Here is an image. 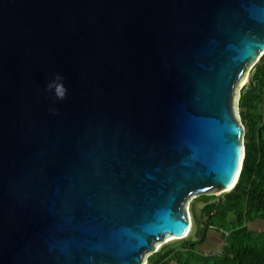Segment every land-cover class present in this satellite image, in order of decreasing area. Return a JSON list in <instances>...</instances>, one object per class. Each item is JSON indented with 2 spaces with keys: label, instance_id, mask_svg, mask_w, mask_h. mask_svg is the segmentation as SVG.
<instances>
[{
  "label": "water",
  "instance_id": "95a60500",
  "mask_svg": "<svg viewBox=\"0 0 264 264\" xmlns=\"http://www.w3.org/2000/svg\"><path fill=\"white\" fill-rule=\"evenodd\" d=\"M263 55L264 0H0V264H147L187 238L192 202L237 183Z\"/></svg>",
  "mask_w": 264,
  "mask_h": 264
},
{
  "label": "trees",
  "instance_id": "16d2710c",
  "mask_svg": "<svg viewBox=\"0 0 264 264\" xmlns=\"http://www.w3.org/2000/svg\"><path fill=\"white\" fill-rule=\"evenodd\" d=\"M238 108L246 127V154L236 185L199 213L196 201L200 197L195 199L189 236L164 244L148 257L147 264H264V232L250 228L251 223L264 221V55L251 70L249 84L240 90ZM210 229L226 242L219 256H205L198 250Z\"/></svg>",
  "mask_w": 264,
  "mask_h": 264
},
{
  "label": "rangeland",
  "instance_id": "374dc122",
  "mask_svg": "<svg viewBox=\"0 0 264 264\" xmlns=\"http://www.w3.org/2000/svg\"><path fill=\"white\" fill-rule=\"evenodd\" d=\"M250 76H251V73L249 75V81H250ZM246 85H244L243 87H246L249 82H246L244 83ZM215 197L216 196H202L199 198V200L196 201V209L199 213L200 210H202V208L207 204V203H212L214 204L215 203ZM232 218V216H230ZM250 228L251 230L253 231H256V232H264V221H258L254 224H250ZM193 229V227H192ZM207 239L202 243L201 246L198 247V250L199 252H203L202 254L204 255H207L209 253H211L212 251L216 252V249L220 246V243H221V238H220V235L218 232H216L215 230L213 229H210L208 231V234H207ZM193 239H196V237L194 236ZM169 244H172L174 243V240L171 241V242H167ZM165 243V244H167ZM160 249V247H159ZM157 249V250H159ZM171 264H175V263H171Z\"/></svg>",
  "mask_w": 264,
  "mask_h": 264
},
{
  "label": "clouds",
  "instance_id": "9594fccd",
  "mask_svg": "<svg viewBox=\"0 0 264 264\" xmlns=\"http://www.w3.org/2000/svg\"><path fill=\"white\" fill-rule=\"evenodd\" d=\"M63 80H64V77L61 74L55 73L53 75V78L50 79L45 85L44 91L50 92L56 99L63 100L66 97L67 92H68V89L64 85ZM50 111L55 113L56 110L52 108L50 109Z\"/></svg>",
  "mask_w": 264,
  "mask_h": 264
},
{
  "label": "built area",
  "instance_id": "2783aa9c",
  "mask_svg": "<svg viewBox=\"0 0 264 264\" xmlns=\"http://www.w3.org/2000/svg\"><path fill=\"white\" fill-rule=\"evenodd\" d=\"M224 236H227V233H225ZM223 246H226V242H225V240L221 239L220 246L216 249V252H214L215 251L214 250V251H212L211 253H209V254H207L205 256H219V255H221V248Z\"/></svg>",
  "mask_w": 264,
  "mask_h": 264
},
{
  "label": "snow or ice",
  "instance_id": "6c2138e0",
  "mask_svg": "<svg viewBox=\"0 0 264 264\" xmlns=\"http://www.w3.org/2000/svg\"><path fill=\"white\" fill-rule=\"evenodd\" d=\"M238 177H239V168H237L236 171H235V174H234L233 179L231 181L230 187L234 186L235 181H236V179H238ZM230 187L228 189H226V190H230Z\"/></svg>",
  "mask_w": 264,
  "mask_h": 264
},
{
  "label": "bare ground",
  "instance_id": "6f19581e",
  "mask_svg": "<svg viewBox=\"0 0 264 264\" xmlns=\"http://www.w3.org/2000/svg\"><path fill=\"white\" fill-rule=\"evenodd\" d=\"M246 82H248V78H246V80H244L242 83H241V86H244V85H246V84H244V83H246ZM170 241H172V240H170ZM159 247H161V246H158V248ZM144 264V263H143Z\"/></svg>",
  "mask_w": 264,
  "mask_h": 264
},
{
  "label": "crops",
  "instance_id": "0c3cea01",
  "mask_svg": "<svg viewBox=\"0 0 264 264\" xmlns=\"http://www.w3.org/2000/svg\"><path fill=\"white\" fill-rule=\"evenodd\" d=\"M220 235V234H219ZM220 238H221V235H220ZM222 239V238H221Z\"/></svg>",
  "mask_w": 264,
  "mask_h": 264
}]
</instances>
